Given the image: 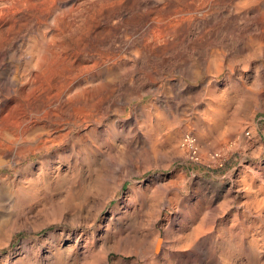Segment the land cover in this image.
I'll use <instances>...</instances> for the list:
<instances>
[{"label": "bare ground", "instance_id": "bare-ground-1", "mask_svg": "<svg viewBox=\"0 0 264 264\" xmlns=\"http://www.w3.org/2000/svg\"><path fill=\"white\" fill-rule=\"evenodd\" d=\"M58 10L46 7V0H0V121L13 110L24 114V129L12 144L46 140L66 123L46 147L64 142L76 128L75 141L67 146L75 153L74 166L101 154L115 171L130 165L141 173L140 162L145 161L167 168L173 157L155 150L165 143L181 158L197 145L192 157L202 162L218 164L230 155L235 146L221 140L209 146L205 140L223 125L224 107L242 102L240 94H251L257 104L264 93V63L258 61L249 76L253 89L241 76L228 75L223 81L218 76L237 52L246 51L244 67L251 56L264 59V0H135L133 7L89 0L66 15ZM197 60L206 74L200 90L207 95L203 109L176 112L167 105L166 123L154 105L127 109L133 86L151 81L163 68L188 70ZM26 107L41 116L26 114ZM245 128L258 144V155L262 145L252 113L237 126L235 145ZM139 139L148 145L145 156L135 154ZM105 143L108 148L102 149ZM238 170L224 201L232 202L233 192H239L230 219L220 216L225 205L195 200L197 190L190 196L182 193L188 179L182 169L158 172L148 183L128 186L107 223L74 233L60 247L52 244L45 259L66 264L64 255L69 264H107L113 249L120 253L113 264H264L259 258L264 252V161H241ZM86 175L101 186L102 175L93 169ZM163 208L170 213L161 220L159 237L155 222ZM24 246L14 261L41 264ZM8 262L6 255L1 264Z\"/></svg>", "mask_w": 264, "mask_h": 264}, {"label": "rangeland", "instance_id": "rangeland-1", "mask_svg": "<svg viewBox=\"0 0 264 264\" xmlns=\"http://www.w3.org/2000/svg\"><path fill=\"white\" fill-rule=\"evenodd\" d=\"M109 1L115 4L126 2L131 7L135 2V0ZM86 2L89 0H46V7L59 8L58 11L66 15L68 9L72 8L74 11L78 7H83ZM245 58V50L237 52L234 57H228L227 65L218 76L219 81H223L228 75L241 76L246 87L253 89L249 76L252 75L256 63L258 61L264 63V59L251 56L247 61V67H244ZM201 66L197 60L193 61L192 68L185 71L163 68L151 81L142 82L138 87L133 86L135 92L132 91L129 96L127 109L133 106L154 105L163 122L168 121L167 105L176 112L190 113L194 107L196 110L203 109L202 97L207 95L200 92L206 82V74L201 70ZM199 93L201 95L197 96ZM140 94H143L142 98L136 97ZM248 95L242 93L238 96L241 103L232 101L230 105L224 107L223 125L214 129L205 140V144L209 146H213L219 140L226 143V146H235L230 155L223 158L220 163L202 162L192 157L198 149L197 145L190 148L187 158H181L175 149L165 143L155 150L159 154L172 156L170 165L162 168L152 166L150 161L140 162L138 171L141 173H136L137 170L130 165L125 167L126 171L125 169L115 171L113 166L105 161L106 156L101 154L92 155L88 164L78 160L74 166L71 158L75 153L67 146L75 141L76 128L64 142L46 147V144L57 138L58 133L64 130L66 123H63L56 133L51 134L48 140L42 138L14 145L10 140L23 131L24 114L19 110L8 112L0 121V264L6 255L9 261H12L7 264H17L14 260L23 250L21 248L23 243L24 248L30 249L38 263L49 264L48 261H52V258L48 261L45 258L49 251L54 250L52 244L60 247L71 242L74 233L89 232L96 228L99 221L107 223L110 214H116L117 211L112 209L124 197L128 186L133 183H148L158 172L169 175L175 169H182L188 174L186 188L182 193L190 196L197 190L195 200L202 198L203 203L210 202L211 207L225 205V210L220 216L230 219L237 209L239 192H233L235 198L232 202L224 201L228 198V188L237 178L240 162L256 165L264 161V93L256 100L257 104H253L251 94L249 97ZM25 112L33 118L42 114V112L35 114L31 107H26ZM251 113L262 145L258 155H255L258 144L254 139L248 138L247 128L242 130L240 144L235 145V130ZM129 114L133 115L134 110ZM100 138L104 141V133ZM107 148L108 144L105 143L102 149ZM148 150L145 140L139 139L135 154L141 152L139 154L145 156ZM108 153L110 156L113 155L110 151ZM90 169L102 175L101 186L95 185L93 179L87 180L86 172ZM73 176L75 182L72 181ZM164 182L165 180H160L159 184ZM116 185L117 190L110 197V192ZM69 187H72V190L68 194ZM168 213L170 210L163 208L155 222L160 230L159 237L163 235V229L159 225L163 216ZM228 226L229 222L226 227ZM119 255L118 251L109 250L107 264H113ZM60 256L69 264L64 255ZM132 258L131 256L126 259ZM259 258L260 262H264V252H260Z\"/></svg>", "mask_w": 264, "mask_h": 264}]
</instances>
